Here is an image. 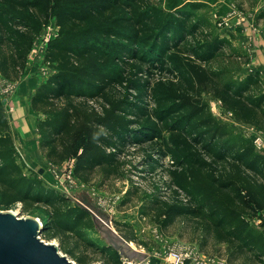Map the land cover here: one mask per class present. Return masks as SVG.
I'll use <instances>...</instances> for the list:
<instances>
[{
  "label": "rangeland",
  "instance_id": "obj_1",
  "mask_svg": "<svg viewBox=\"0 0 264 264\" xmlns=\"http://www.w3.org/2000/svg\"><path fill=\"white\" fill-rule=\"evenodd\" d=\"M56 1L49 0L46 11L21 2L10 11L0 6L1 15H10L12 33L6 36L14 41L0 48V66L5 57L11 58L8 68H0V211L39 218L45 226L41 238L57 243L77 264L125 262L119 250L108 247L92 213L86 215L83 208L93 210L102 221L109 219L113 229L129 235L133 247L144 256L135 257L133 264H166L161 255L170 247L193 248L204 260L222 264H264V204L250 196L244 198L247 202L238 198V193L248 191L264 194V168L253 171L237 159V153L250 146L264 163V127L238 119L216 89V82L219 87L234 88L250 73L258 72L248 64L246 50L255 42L251 40L254 33L260 30L264 34V0H140L133 19L138 26L150 28L148 37L167 20L175 24L183 19L179 9L189 14V20L180 22L187 29L179 45L170 48L168 61L150 64L129 53H113L115 61L110 62L119 61L122 75L85 81L101 88L99 91L86 95L65 90L37 100L40 86L60 71L49 55L51 44L62 32L52 8ZM222 7L226 9L223 13L219 12ZM116 9L96 15L103 16L102 23L108 16L109 20L123 18V11ZM26 15L39 17L38 23L33 22L38 28L32 31L28 50L25 38L13 34L14 29L30 31L25 25L33 19H24ZM223 19L226 23L221 24ZM240 22L245 24L246 34H252L245 41L246 48L232 32L242 28ZM73 24L66 29L79 32ZM1 31L0 27V39ZM216 38L225 43L213 56L206 60L196 56L195 48ZM150 39L143 44H150ZM177 60L217 71L221 77L209 82L205 75L201 84L191 88L189 74L182 77L174 68ZM83 62L86 60L72 69L78 71ZM100 62L109 71L107 60ZM258 76L259 82L246 92L250 100L258 101L264 93V77ZM186 96L190 99L181 102ZM173 103L183 106L176 107L172 116L166 110ZM113 106H117L115 111ZM189 111L195 125L180 121ZM66 112L73 114L68 135L80 133V124L96 129L98 149L110 155L106 164L76 170L79 156L90 145L62 160H58L60 152L54 159L47 156L46 139L55 137L57 149L62 151L59 137L67 132L57 136L42 123L59 125ZM107 117L126 123L127 141L122 142V135L102 124L100 119ZM135 131L150 133L136 139Z\"/></svg>",
  "mask_w": 264,
  "mask_h": 264
},
{
  "label": "trees",
  "instance_id": "obj_2",
  "mask_svg": "<svg viewBox=\"0 0 264 264\" xmlns=\"http://www.w3.org/2000/svg\"><path fill=\"white\" fill-rule=\"evenodd\" d=\"M139 1L140 0H57L52 8L58 12L55 13L58 15L59 22L62 25V32L61 36L51 44L49 55L51 60L58 63L60 71L52 79H50V82L40 86V89H38V95L35 96V99L40 100L42 99V96H46L49 93L59 94L65 90H79L80 94L86 95L92 94L95 90L96 92L99 91L101 88L98 90V88L95 87V84H86L85 81L88 80L92 82L96 77L106 78L108 76L112 78L113 75L121 76L123 71H121L122 68L119 61L117 63L110 62L115 61L114 58H112L113 53L116 56H120L119 52L129 53L133 55L135 59H141L142 62H147L150 64H152L155 60H159L162 62V64L168 61L167 57L171 55L169 52L170 48L177 46V44L179 45V42L182 40L187 29V24L180 22L189 20V14H187L184 9H179V15L183 16V19L176 22L175 24L170 23L169 20H167L161 27L157 29L155 33H150L148 37L147 33L150 31V28L148 26H138L137 22H134L135 19H133L135 6L139 5ZM20 2L24 6H30L35 10L40 11H46L48 8H50L49 0H4L0 6H3L4 10L10 11L13 10V7H11L12 5H19ZM112 8H117L119 11H123L121 15L124 17L120 19L117 17V20L114 17L110 18L109 20L108 16L107 19H105V23H102L101 20L103 19V16L96 14H102L101 12L103 10H110ZM125 15L129 16L126 17ZM9 16L10 15L0 14V27L3 29V31H1V34L3 35L0 39V48L3 47V45H6L7 42L12 41V37L6 36L7 34L11 35L10 33H12V22L9 19ZM24 19H33L30 25H25L29 27L30 31H24L22 33V31L20 32V30L14 29L13 34H19L21 37L25 38L26 49L28 50L30 41L33 38V32L38 28L33 22L38 23L39 17L34 16L33 18H29L28 15H26ZM71 21L75 22V25ZM99 21H101V24ZM68 24H73V27L76 29L80 28V31L77 33H74L73 31L70 32L66 29ZM144 32L145 35H143ZM147 38H151L150 40L153 41H151L150 44H143ZM223 41L224 40L221 38H216L210 44L203 43L204 45L201 47L195 48L194 52L197 54L196 56L201 57V59H209L222 47V45L225 43H223ZM12 43H14V41H12ZM131 43L136 45L139 43L140 45H137V48H135ZM10 59L11 58L9 57H5V64L0 66V68L3 70L8 68L10 65ZM85 60L86 62L82 63L81 67L78 68V71L72 69L75 68L74 64ZM105 60H107L109 64V71H107V68L104 70L105 66L100 62ZM174 68L178 70V73L182 77H186V73L189 74L187 76V83L191 86V88H195L196 83L201 84L205 75L210 76V78L208 76L207 79L209 82H214L212 80H214L215 76L221 77L219 72L204 69L205 67H196L192 65L190 61H188L187 64H182L177 60ZM111 69L112 71H110ZM257 73L258 72L250 73L246 77L245 81L236 83L237 86L234 88L231 85L226 84L224 87H219L218 82H216V89L218 90V95L223 98L224 102L227 103V105H229L232 110H234V113L238 119L254 123L260 127H264V109H261V105L264 104V93L259 97L258 101L252 99L250 100L247 97L248 94H246L250 86L259 82L260 77L258 74L260 75V73ZM184 94L185 93L182 92L180 95ZM189 99L190 98L186 96V98H182L180 101L184 102ZM170 106L171 107L166 110V114H172L173 116V114L178 111L177 108H180V106H183V104L178 106L177 103H173ZM116 107L117 106H113V111L116 110ZM181 116V122L185 120L188 125L189 123L193 125L196 124L193 121L192 112ZM72 119L73 114L66 112L59 125L56 124V122L53 124L51 121H48V123L46 121L42 123L43 126L49 125L51 128H53L54 133L57 136H60V134L65 131L67 132L66 135L63 133V135L59 137L63 145L62 151L57 149V139L55 137L52 139H46L44 146L46 147L47 156L53 158L54 154L60 152V156L58 155V160H62L76 153L79 147L83 145H90L89 147H85L84 153L79 156L76 170L80 171L81 169H85L89 166V164H106L109 161L108 157H110V155L105 154L98 149L95 142L96 138L94 137V135L97 134L96 129H92L93 127L90 128V126L87 127L84 124H80V133H71L68 135V133L71 132L69 126L72 125ZM100 121L105 127L113 130L115 134L122 135V138L120 139L122 142L127 141L125 135L129 128H125L126 123H119L117 118L111 117L100 119ZM145 132L146 134L150 133V131H135V135H133V137L136 138V136H139ZM93 149H97L98 152L93 151ZM237 159L250 170L261 172L264 168V163L260 159V155L255 153L253 147L247 146L243 148L242 151L237 153ZM0 170L2 171L3 169ZM224 187L226 188L229 186L224 185ZM262 195H264L262 192L257 194L256 192L248 191L245 194L238 193V198H240L242 202H247L245 199L247 196H250L263 205L264 196ZM255 197L258 198L256 199ZM233 200L235 199L233 198ZM82 212L86 215H89V211L85 208L82 209ZM44 228L45 226L43 225V229ZM107 244L109 248L116 251L112 245H110L108 242ZM246 244L247 243L245 242V245ZM250 248L253 247L251 246Z\"/></svg>",
  "mask_w": 264,
  "mask_h": 264
},
{
  "label": "water",
  "instance_id": "obj_3",
  "mask_svg": "<svg viewBox=\"0 0 264 264\" xmlns=\"http://www.w3.org/2000/svg\"><path fill=\"white\" fill-rule=\"evenodd\" d=\"M87 210L106 241L125 257L123 264H133L135 257L144 259L127 233L117 232L109 219L102 221L93 210ZM42 229L43 223L37 217L0 211V264H77L60 251L57 243L42 239Z\"/></svg>",
  "mask_w": 264,
  "mask_h": 264
},
{
  "label": "crops",
  "instance_id": "obj_4",
  "mask_svg": "<svg viewBox=\"0 0 264 264\" xmlns=\"http://www.w3.org/2000/svg\"><path fill=\"white\" fill-rule=\"evenodd\" d=\"M225 10L226 9H224L222 7L219 12L223 13ZM238 25L242 28L241 29L240 28H237V29L234 28V30H232V32L237 37L239 36L238 38L241 39V43L238 41L239 45H241L243 48H246L245 47V44H246L245 41L247 39H251L252 34H246V28L243 29V26L245 25L244 23L240 22ZM253 27H252V31H253ZM258 31L259 32L254 33L255 38L251 39V40H254L255 42H253L252 44L249 45V49L246 50V52H247L248 57H249L248 64H250L251 69H253L254 71H258L262 75V77H264V34L260 33V30H258ZM247 32H248V30H247ZM17 99L19 100L18 103H16V108L18 109L20 107L21 103H20V98L17 97Z\"/></svg>",
  "mask_w": 264,
  "mask_h": 264
},
{
  "label": "built area",
  "instance_id": "obj_5",
  "mask_svg": "<svg viewBox=\"0 0 264 264\" xmlns=\"http://www.w3.org/2000/svg\"><path fill=\"white\" fill-rule=\"evenodd\" d=\"M263 10H264V3H263ZM222 21L225 20L223 19ZM222 21L220 22L221 24L226 23V21L225 22ZM1 91L3 92L2 89ZM256 142L257 144H262L260 138H256ZM161 256L166 261V264H222L221 261H217L215 259H210L207 261L204 260L201 256H199L195 252L193 248L184 250L175 247H170L169 249L165 250Z\"/></svg>",
  "mask_w": 264,
  "mask_h": 264
},
{
  "label": "bare ground",
  "instance_id": "obj_6",
  "mask_svg": "<svg viewBox=\"0 0 264 264\" xmlns=\"http://www.w3.org/2000/svg\"><path fill=\"white\" fill-rule=\"evenodd\" d=\"M42 222V221H41ZM133 244V243H132Z\"/></svg>",
  "mask_w": 264,
  "mask_h": 264
}]
</instances>
